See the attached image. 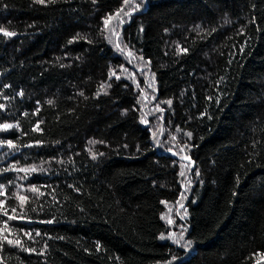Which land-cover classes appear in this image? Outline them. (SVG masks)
Masks as SVG:
<instances>
[{
  "label": "trees",
  "instance_id": "trees-1",
  "mask_svg": "<svg viewBox=\"0 0 264 264\" xmlns=\"http://www.w3.org/2000/svg\"><path fill=\"white\" fill-rule=\"evenodd\" d=\"M0 29V264H264V0H0Z\"/></svg>",
  "mask_w": 264,
  "mask_h": 264
},
{
  "label": "snow or ice",
  "instance_id": "snow-or-ice-1",
  "mask_svg": "<svg viewBox=\"0 0 264 264\" xmlns=\"http://www.w3.org/2000/svg\"><path fill=\"white\" fill-rule=\"evenodd\" d=\"M36 2H37V3H40V4H44V3H54L55 0H36ZM128 2H129V0H125V3H128ZM116 15H117V16L119 15V11L117 12ZM112 18H113V17H112L111 15H109V17L103 21V23H104V25H105L106 28L109 26L110 21L112 20ZM0 31H3V30L0 29ZM4 35H5V36H13V35H15V33L4 31ZM182 51H186V49H182ZM110 75H115V73H114V72H113V73H110ZM6 87H7V86H6ZM102 87H103V86H102ZM49 103H51V102H49ZM168 103H171V101H169ZM2 107H3V105H0V108H2ZM144 122L147 123V121H144ZM11 127H13V125H0V128H4V129L11 128ZM34 130H38V128H37V129H34ZM188 135H191V134H188ZM7 144H8L9 147H13V143H12V141H8ZM93 158H95V157H93ZM186 159H187V157H186ZM21 171H24V170L22 169ZM33 171H34V169H33ZM181 175H183V173H181ZM33 190H35V189H33ZM20 199L23 201V200L26 199V198L21 197ZM9 219H14V217H10ZM169 223H172V221L169 220ZM173 235H174V234H169L170 237L173 236ZM181 236H183V233H181ZM164 238H165V237L162 235V236H161V239H164ZM4 239L6 240V242H7L8 244H16V245H20V241H19V240H16V241L7 240L6 237H5ZM188 243H189V245H191V242H190V241H189ZM0 246H2V245H0ZM29 251H31V250L29 249ZM174 259H175V258H174Z\"/></svg>",
  "mask_w": 264,
  "mask_h": 264
}]
</instances>
